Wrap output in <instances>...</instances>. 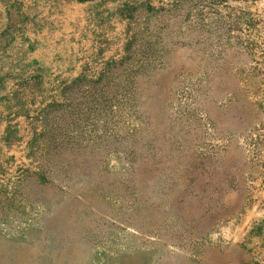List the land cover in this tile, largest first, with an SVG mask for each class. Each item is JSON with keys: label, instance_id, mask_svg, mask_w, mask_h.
Instances as JSON below:
<instances>
[{"label": "rangeland", "instance_id": "374dc122", "mask_svg": "<svg viewBox=\"0 0 264 264\" xmlns=\"http://www.w3.org/2000/svg\"><path fill=\"white\" fill-rule=\"evenodd\" d=\"M0 264H264V0H0Z\"/></svg>", "mask_w": 264, "mask_h": 264}]
</instances>
